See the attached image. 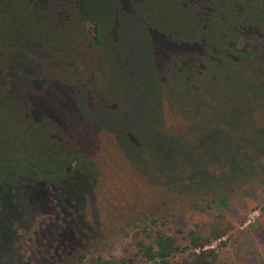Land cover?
Segmentation results:
<instances>
[{
	"label": "rangeland",
	"instance_id": "374dc122",
	"mask_svg": "<svg viewBox=\"0 0 264 264\" xmlns=\"http://www.w3.org/2000/svg\"><path fill=\"white\" fill-rule=\"evenodd\" d=\"M210 4L209 11L222 18L234 13L243 21L264 20V0H215ZM10 6L1 3L3 19L14 10ZM156 10L162 12L159 6ZM163 14L175 32L190 28L184 14L168 4ZM199 26L205 29L208 25ZM217 75H208L202 85L209 97L195 106L200 110V125L187 130L186 119L164 107L161 135L149 128L155 118L145 126L158 98L150 77H126L115 66L111 81L117 82L118 103L127 115L122 123L114 119V125L144 133L147 155L143 161L149 170L155 167L159 172L140 171L110 132L94 128L85 133L81 120V125L71 126L76 129L74 136L67 134L91 170L90 174L80 170L62 183L58 193L66 199V206L61 212L54 202L40 209L38 189L28 193L26 205L31 208L26 212L23 190L18 183L12 184L15 180L8 181L20 163L50 166L59 148L38 126L19 120L0 99V264L9 260L13 264L14 259L18 264H93L96 259L132 256L134 239L154 229L174 233L184 244V234L178 229L208 223L220 212L232 228L222 238L224 244L211 245L218 253L216 264H264V47L260 55L240 59ZM101 79L106 86V73ZM182 80L177 76L171 86L184 100ZM186 100L191 97L185 96ZM74 108V113L67 112L80 118ZM120 131L124 135L123 128ZM13 144L25 145L21 158L12 153ZM73 199H80L79 212L69 203ZM17 218L22 222L17 224Z\"/></svg>",
	"mask_w": 264,
	"mask_h": 264
},
{
	"label": "trees",
	"instance_id": "16d2710c",
	"mask_svg": "<svg viewBox=\"0 0 264 264\" xmlns=\"http://www.w3.org/2000/svg\"><path fill=\"white\" fill-rule=\"evenodd\" d=\"M214 1L0 0V5L9 2L10 9H14L7 19H3L0 9V99L12 107L10 111L19 120L38 126L59 148L50 166L20 163L15 168L17 173L8 178L23 190L26 212L31 208L29 203L26 205L28 193L36 189L40 209L54 202V208L61 212L66 206V199H60L58 193L62 183L80 170L90 174V163L67 134L69 131L74 136L76 129L71 126L81 125V120L85 133L94 128L110 132L125 157L140 171L148 175L159 172L155 167L149 170L143 161L147 155L144 133L114 125V119L125 121L127 110L123 111L118 103L117 82L111 81L110 74L118 66L126 77H150L158 98L147 114L146 127L147 121L155 118L153 128H149L162 135L164 107L186 119L187 130L200 125V110L195 106L209 97V90L202 87L207 76L223 75L240 59L260 55L264 47V20L243 21L240 14L234 13L222 18L208 9ZM165 4L184 14L190 28L175 32L163 14ZM200 23L208 26L203 29L198 27ZM129 41L136 44L131 46ZM103 73L106 86H102ZM177 76L183 78L184 100L180 99L182 93L171 86ZM185 96L191 100L185 102ZM73 108L80 118L72 114ZM25 149V145L11 146L12 153L20 158ZM40 170L43 173L38 175L36 171ZM79 202L69 201L74 212H79ZM15 220L17 224L22 222L21 218ZM231 228L220 212L208 223L186 231L178 229L176 232L184 234V244L174 233L154 229L134 239L136 251L132 256L96 259L92 263L216 264L218 253L211 245L217 241L224 244L221 240ZM14 260L13 264L19 263Z\"/></svg>",
	"mask_w": 264,
	"mask_h": 264
}]
</instances>
